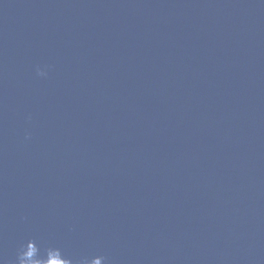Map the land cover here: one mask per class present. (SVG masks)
Returning <instances> with one entry per match:
<instances>
[{
    "label": "water",
    "instance_id": "water-1",
    "mask_svg": "<svg viewBox=\"0 0 264 264\" xmlns=\"http://www.w3.org/2000/svg\"><path fill=\"white\" fill-rule=\"evenodd\" d=\"M0 264H264V0H0Z\"/></svg>",
    "mask_w": 264,
    "mask_h": 264
}]
</instances>
